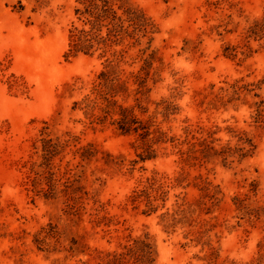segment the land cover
I'll return each mask as SVG.
<instances>
[{"label":"rangeland","instance_id":"1","mask_svg":"<svg viewBox=\"0 0 264 264\" xmlns=\"http://www.w3.org/2000/svg\"><path fill=\"white\" fill-rule=\"evenodd\" d=\"M125 4L145 36L67 55L83 3L0 0V264H264V0ZM115 57V99L166 133L155 158L117 113L96 118ZM199 137L214 149L184 160Z\"/></svg>","mask_w":264,"mask_h":264},{"label":"trees","instance_id":"2","mask_svg":"<svg viewBox=\"0 0 264 264\" xmlns=\"http://www.w3.org/2000/svg\"><path fill=\"white\" fill-rule=\"evenodd\" d=\"M84 4L83 8H77L76 12L79 14V19L83 21V26L78 27L74 26L71 30V41L70 47L68 49V54L77 55L80 52L90 54L93 53L98 48H103L107 46H113V44H119L123 42V40L130 38H136L133 44L139 41L140 34L143 36L146 35L148 23L146 21V17L144 13L141 11L134 9L125 4V0H79ZM122 10V12H120ZM104 28L107 29L106 34H103ZM114 55H117L114 53ZM120 55L124 57V50L121 51ZM117 57L111 59L108 63L107 70L102 71L100 73V80L96 85L95 89L99 92L100 99H102L101 115H96V118L100 123L105 122L110 115L113 113H117L119 117L112 122V124L117 125V128L124 134L135 133L139 136L145 144H147L148 149H152V144L162 141V138L166 135L164 131H161L158 127L157 129H152V124L150 120H145L141 118L138 114L135 113V107L125 105L123 103H118L115 99V96L121 89L127 87L124 85L127 84V81L123 82L122 79L118 77L115 61L119 64V60L117 61ZM116 64V65H117ZM145 67L143 70L145 74L140 70L138 73H132V76L135 77L136 83H138V89L136 94L140 92H144V90H148L147 81L149 77V70L151 63L145 58ZM97 106V101L91 100ZM165 101L159 103L158 105L164 104ZM91 106V102L87 104V107ZM94 106V107H95ZM139 107H141L139 105ZM168 104L164 109V112H168ZM147 111V109H144ZM188 129V128H186ZM158 133V137H152L153 134ZM189 131L186 132L184 139H180V137H176L175 135L171 136L170 139L174 142L175 140L181 142L182 144L187 142L190 143L189 140ZM212 136V134L210 135ZM161 137V139H159ZM239 140L242 141V146L238 148V152H240V157L244 159L248 155L253 154L256 145L252 141L251 138L246 136H239ZM201 146V148H199ZM93 146L89 145V147H84L82 156L88 157L89 155H95V151L93 153ZM214 149L213 146L210 145V140L206 137H199L197 142H192L190 146L186 149H180L179 152L184 160L188 161L190 159H194L200 162L199 156L197 154L198 151L202 153H210V151ZM149 152L146 155H141L142 160L155 158L156 155ZM217 155V154H216ZM224 155H226L224 153ZM204 157L206 158L207 155ZM227 159V157H224ZM148 185H146L140 191H137L134 195L133 200L141 198L143 195L151 196L149 194V188H154L155 181L153 179L148 181ZM164 193V192H163ZM213 197V196H212ZM215 198V197H213ZM184 205V204H183ZM185 211L184 208L181 210ZM148 246V245H147Z\"/></svg>","mask_w":264,"mask_h":264}]
</instances>
